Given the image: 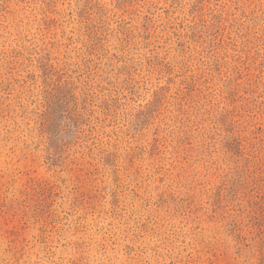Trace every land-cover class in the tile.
Instances as JSON below:
<instances>
[{"label": "rangeland", "instance_id": "rangeland-1", "mask_svg": "<svg viewBox=\"0 0 264 264\" xmlns=\"http://www.w3.org/2000/svg\"><path fill=\"white\" fill-rule=\"evenodd\" d=\"M0 264H264V0H0Z\"/></svg>", "mask_w": 264, "mask_h": 264}]
</instances>
